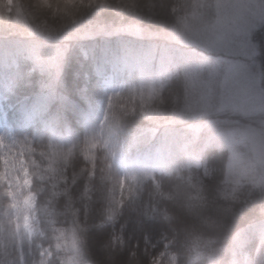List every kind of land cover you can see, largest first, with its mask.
<instances>
[{
    "label": "trees",
    "instance_id": "trees-1",
    "mask_svg": "<svg viewBox=\"0 0 264 264\" xmlns=\"http://www.w3.org/2000/svg\"><path fill=\"white\" fill-rule=\"evenodd\" d=\"M38 2L11 0L0 29L11 128L0 130V264H33L37 243L46 264H264V177L244 161L231 166L219 135L259 127L264 115L207 111L201 92L223 65L168 31L198 25L214 0H76L95 6L64 9L57 23L37 21ZM170 4L186 13L174 19ZM250 39L255 54L240 58L264 87V21ZM172 53L185 59L169 62ZM18 152L35 194L31 242L15 203Z\"/></svg>",
    "mask_w": 264,
    "mask_h": 264
},
{
    "label": "rangeland",
    "instance_id": "rangeland-1",
    "mask_svg": "<svg viewBox=\"0 0 264 264\" xmlns=\"http://www.w3.org/2000/svg\"><path fill=\"white\" fill-rule=\"evenodd\" d=\"M5 3H7L9 7L11 0H0V29L3 26L2 21L4 20V16L9 11L8 7H3ZM216 3L217 0H214V5ZM230 3L235 6V11L237 13L246 14V23L238 25L230 34L213 42L207 50L199 47L184 46L204 52L201 53L203 55L209 53L213 54L211 56L215 62L221 61V64L223 65L224 72L222 78L243 79L250 83H255L260 87L258 71L255 68H252L254 63L250 61V63L247 64L240 57L251 58L255 54V45L250 39V33L253 28L259 26L264 21V8L259 6V0H230ZM214 11H216L218 15H223L225 13L223 7L214 9ZM193 27L194 25H186L185 29H191ZM170 55L169 58H167L169 59L168 61L172 63L177 59H185L184 54L182 55L181 53L178 55L172 53ZM179 56L181 57L178 58ZM167 58L164 57V54H160L156 60L157 67L159 68L164 63V59L167 60ZM111 80L112 73L109 72L105 74L101 80L102 89L109 86ZM236 111L243 114H255L260 112L251 104L237 105ZM261 113L264 115V112ZM259 125V127L240 126L231 130L223 131L219 135L221 136L223 143L230 150L231 166L237 163L241 164V162L244 161L246 163L245 166L248 165L250 168H258L264 177V135H261L259 131L264 127V118ZM0 129H6L7 132H11V128L6 121V105L2 98H0ZM196 130L197 129L195 128L194 131ZM163 159L164 157H162V160ZM162 160H160L158 164L162 163ZM14 183L16 187L15 203L17 210L22 215V228L27 240L31 242L40 231L35 212V194L31 190L30 175L20 152L16 153L14 157ZM124 187V178L112 182L107 209L108 216L112 214L113 206L117 202ZM259 241L260 238L255 242V248L258 247ZM35 249L38 253V258L34 259L35 261H33V264H46L48 257L50 256L48 247L43 246L41 243H37ZM244 257L245 259H248L249 254L247 251L244 252Z\"/></svg>",
    "mask_w": 264,
    "mask_h": 264
},
{
    "label": "clouds",
    "instance_id": "clouds-1",
    "mask_svg": "<svg viewBox=\"0 0 264 264\" xmlns=\"http://www.w3.org/2000/svg\"><path fill=\"white\" fill-rule=\"evenodd\" d=\"M105 0H99V3H104ZM117 5H121V0H115ZM95 4H86L76 2V0H39L37 4V21L38 22H53L57 23L62 18V10L64 9H79L90 11ZM259 6L264 8V0H259ZM3 7L7 8L5 3ZM223 7L225 13L218 15L214 9ZM169 12L174 19H178L182 13H186V9H178L174 4L169 5ZM246 14L237 13L235 6L230 3V0H217L214 6L202 14L201 21L198 25L191 29L181 30L177 25H173L168 31L171 33L170 38L177 44L187 45L189 47H199L201 49H209L211 44L220 40L223 36L230 34L235 27L246 23ZM35 34V33H34ZM201 101L206 105L207 111H224L226 109L236 111L237 105L251 104L260 112H264V87H259L255 83H250L243 79H210L205 82L201 92ZM161 103L164 100L161 99ZM177 107L176 111H181ZM190 119H204L206 112L198 111L185 112ZM261 135H264V127L260 130ZM15 241L9 242V256L14 257ZM134 256V252L129 253ZM14 264V259L9 262ZM52 264V261H49Z\"/></svg>",
    "mask_w": 264,
    "mask_h": 264
}]
</instances>
